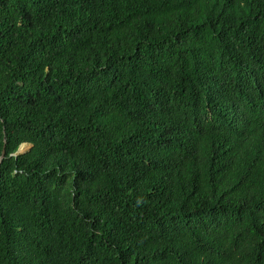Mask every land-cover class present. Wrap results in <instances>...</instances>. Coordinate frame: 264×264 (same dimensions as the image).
<instances>
[{
	"label": "trees",
	"instance_id": "16d2710c",
	"mask_svg": "<svg viewBox=\"0 0 264 264\" xmlns=\"http://www.w3.org/2000/svg\"><path fill=\"white\" fill-rule=\"evenodd\" d=\"M3 149L0 264H264V0H0Z\"/></svg>",
	"mask_w": 264,
	"mask_h": 264
},
{
	"label": "rangeland",
	"instance_id": "374dc122",
	"mask_svg": "<svg viewBox=\"0 0 264 264\" xmlns=\"http://www.w3.org/2000/svg\"><path fill=\"white\" fill-rule=\"evenodd\" d=\"M29 148V144H22V146L20 145L18 153H22L27 151V149Z\"/></svg>",
	"mask_w": 264,
	"mask_h": 264
},
{
	"label": "water",
	"instance_id": "95a60500",
	"mask_svg": "<svg viewBox=\"0 0 264 264\" xmlns=\"http://www.w3.org/2000/svg\"><path fill=\"white\" fill-rule=\"evenodd\" d=\"M19 150V149H18ZM14 154H18V151L16 152V153H14ZM4 156H5V150L3 149L2 150V153H1V155H0V164H1V162H2V160H3V158H4Z\"/></svg>",
	"mask_w": 264,
	"mask_h": 264
},
{
	"label": "bare ground",
	"instance_id": "6f19581e",
	"mask_svg": "<svg viewBox=\"0 0 264 264\" xmlns=\"http://www.w3.org/2000/svg\"><path fill=\"white\" fill-rule=\"evenodd\" d=\"M22 146V145H21Z\"/></svg>",
	"mask_w": 264,
	"mask_h": 264
}]
</instances>
